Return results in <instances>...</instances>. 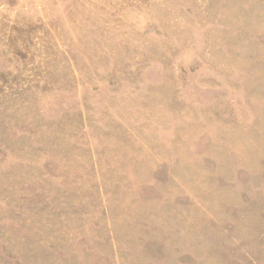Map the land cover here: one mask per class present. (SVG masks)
<instances>
[{
	"label": "rangeland",
	"instance_id": "374dc122",
	"mask_svg": "<svg viewBox=\"0 0 264 264\" xmlns=\"http://www.w3.org/2000/svg\"><path fill=\"white\" fill-rule=\"evenodd\" d=\"M0 264H264V0H0Z\"/></svg>",
	"mask_w": 264,
	"mask_h": 264
}]
</instances>
